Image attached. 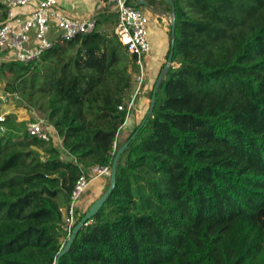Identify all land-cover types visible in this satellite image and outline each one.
I'll return each instance as SVG.
<instances>
[{
  "label": "trees",
  "instance_id": "trees-1",
  "mask_svg": "<svg viewBox=\"0 0 264 264\" xmlns=\"http://www.w3.org/2000/svg\"><path fill=\"white\" fill-rule=\"evenodd\" d=\"M173 2V64L155 108L59 264H264V0ZM138 72L136 56L98 25L35 63L0 62L1 94L18 93L61 140L30 136L7 115L0 264L54 263L76 181L112 166L123 145L119 106Z\"/></svg>",
  "mask_w": 264,
  "mask_h": 264
},
{
  "label": "built area",
  "instance_id": "built-area-1",
  "mask_svg": "<svg viewBox=\"0 0 264 264\" xmlns=\"http://www.w3.org/2000/svg\"><path fill=\"white\" fill-rule=\"evenodd\" d=\"M115 7L119 20L115 30L118 40L127 50L136 56L139 72L136 75V87L132 98L127 105H120L119 109L126 112V125L135 109V101L143 91L146 81V66L144 57L151 51L148 39L147 14L132 0H107ZM29 4H35L34 10L28 15H17L15 9ZM52 27L57 30L56 40H50L48 34ZM95 20H80L66 14L58 5V0H7L6 18L0 24V48L10 52L11 58L23 63H35L41 59L43 53L54 46L56 42H67L79 35L95 30ZM35 32V44L30 45V33ZM18 93H4L0 95V103L4 110L0 112V130L5 133L8 128L4 124L9 112L7 106L10 102H20ZM47 121L37 117L27 127L30 136L38 137L45 141L51 140V135L46 128ZM124 127V126H123ZM122 129V128H121ZM121 130L118 133L120 137ZM117 147V140L114 142ZM111 165H95L89 175H82L75 184L70 204L66 208L65 228L70 237L76 223L77 211L82 194L91 180L99 177L111 176Z\"/></svg>",
  "mask_w": 264,
  "mask_h": 264
},
{
  "label": "crops",
  "instance_id": "crops-1",
  "mask_svg": "<svg viewBox=\"0 0 264 264\" xmlns=\"http://www.w3.org/2000/svg\"><path fill=\"white\" fill-rule=\"evenodd\" d=\"M2 1L6 5L7 0ZM137 1L138 0H132L135 5ZM144 1L148 3L149 6L139 4L138 7L141 8L148 17V39L151 45V51L144 57L147 74L143 92L135 101V109L130 116L128 123L121 129L120 136H122L118 138V141L121 144L125 143V140L134 130L136 125L145 119L150 107L154 88L165 68L166 63L168 62L171 49L172 7L169 8L162 0ZM58 5L69 16L80 20H95L96 27L98 25L99 30L103 32L115 33L119 17L115 11V7L107 0H58ZM34 8L35 4H29L24 7H17L15 12L17 15L25 16L31 13ZM5 18L6 7L5 15H3V19L0 24L5 21ZM111 20L116 21L113 26H109V24L111 25ZM30 36V45L35 44V32L32 31ZM48 37L52 41L56 40L57 30L55 27L51 28ZM9 59H12L10 52L0 48V62ZM15 104H17L18 109L29 110L33 117H41L38 116L32 108H27V105L18 102H15ZM3 110L4 107H2V111ZM7 110L8 112L10 111L8 106ZM37 117L32 118L31 121L35 120ZM46 128L48 129L51 137L61 142L59 135L53 126L48 124L46 125ZM109 182L110 177H99L91 180L88 187L82 194L78 207L79 211L82 213L86 212L89 207L106 191Z\"/></svg>",
  "mask_w": 264,
  "mask_h": 264
},
{
  "label": "water",
  "instance_id": "water-1",
  "mask_svg": "<svg viewBox=\"0 0 264 264\" xmlns=\"http://www.w3.org/2000/svg\"><path fill=\"white\" fill-rule=\"evenodd\" d=\"M172 7V29H171V49H170V55L168 58V62L165 65V68L154 88L153 91V95H152V99H151V103H150V107L148 110V113L145 117L144 122L142 123L141 126L144 125L145 121L148 119V117L152 114L155 105H156V100H157V93L160 87V84L163 80V78L165 77L167 71L169 70L170 66L173 64V56H174V49H175V39H176V10H175V5L173 0H166ZM139 4H144V5H148V3H146L144 0H138L136 3V6H138ZM140 126V127H141ZM139 130L136 131L125 143H123V145L118 149L114 161L112 163V167H111V176H110V182L109 185L106 189V191L102 194L101 197H99L90 207L89 209L85 212L84 216L80 219V221L74 226L72 233L70 235V237L67 239L66 244L64 245V247L61 249V251L59 252V254L57 255L55 261L53 264H59L60 259L63 255H65L72 247V244L78 234V232L84 227V225H87L89 223V221L95 217L97 215V213L102 209V207L104 206V204L106 203V201L108 200L109 196L111 195V193L113 192L115 186H116V178H117V168H118V164L120 161V158L122 157L123 153L125 152V150L128 148V146L130 145V143L136 138L137 134H138Z\"/></svg>",
  "mask_w": 264,
  "mask_h": 264
},
{
  "label": "rangeland",
  "instance_id": "rangeland-1",
  "mask_svg": "<svg viewBox=\"0 0 264 264\" xmlns=\"http://www.w3.org/2000/svg\"><path fill=\"white\" fill-rule=\"evenodd\" d=\"M115 13V12H114ZM3 14H4V11L2 9H0V22L2 21L3 19ZM116 14V13H115ZM116 21L114 20H111V25L109 24V26H113V24H115ZM2 88H3V83L0 82V95H1V92H2ZM143 92V91H142ZM141 92V94H142ZM139 94L138 97L141 95ZM138 99V98H137ZM16 102V101H15ZM15 102H10L8 104V107H9V113H13L16 117V121L19 122L20 124V131H24L26 130V128L28 127L29 123L31 122L32 118L34 117H37V116H32L29 112V110L27 109H18L17 108V104H15ZM17 103V102H16ZM0 107H3L0 105ZM28 108V107H27ZM32 110V109H31ZM33 111H35V109H33ZM38 116H40V114L35 111ZM122 136V135H121ZM120 136V137H121Z\"/></svg>",
  "mask_w": 264,
  "mask_h": 264
}]
</instances>
